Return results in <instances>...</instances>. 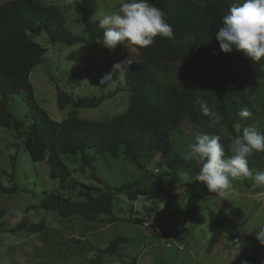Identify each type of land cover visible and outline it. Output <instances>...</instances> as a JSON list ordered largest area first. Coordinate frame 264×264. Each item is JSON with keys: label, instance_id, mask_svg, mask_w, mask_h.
Segmentation results:
<instances>
[{"label": "trees", "instance_id": "trees-1", "mask_svg": "<svg viewBox=\"0 0 264 264\" xmlns=\"http://www.w3.org/2000/svg\"><path fill=\"white\" fill-rule=\"evenodd\" d=\"M72 2L85 25V36L72 34L59 9L41 0H11L0 7V128L14 129L23 135L32 161L46 163L49 177L58 182L59 189L70 190L80 199L74 201L48 193L38 199L40 208L55 212L63 219L110 223L117 220L113 212L115 193L125 194L132 202L150 193L138 180L111 187L102 179L97 159L115 160L122 153L129 163L144 170L145 162L158 156V166L166 169L158 177L181 182L175 132L183 131L194 141L197 135L214 128L209 125L215 119L219 120L216 127H224L236 136L242 108L252 113L248 121L259 123V116L250 108V98L264 87V59L255 62L236 51L225 54L215 38V32L222 26V17L242 0H205L203 4L194 0H150L163 10L173 32L171 37H157L155 44L148 48L133 46L138 58L124 69V87L131 95L126 112L108 121L71 117L57 122L36 101L30 76L43 63L47 49L30 35L45 33L50 44L102 46L97 41L103 30L98 27L99 19L94 17L97 0ZM56 91L60 110L82 106L58 85ZM21 93L25 94L29 109L24 120L17 119L11 110L12 96ZM101 100L88 106H97ZM205 106L209 110L207 117L201 113ZM67 155L80 156L83 170L88 169L101 187L82 184L77 191L63 160ZM0 174L8 176L12 182V187L0 183V192L12 194L20 190L14 164L10 174L6 171ZM185 186L191 191H208L203 184L199 187L196 183H186ZM3 216L0 210V218ZM129 222L145 223L143 219L134 218H129ZM22 228L33 233L44 230L43 225ZM238 229V222L228 212H211L208 252L223 235L234 238ZM154 232L158 238L176 234L177 227L168 208L160 213ZM128 244H132L131 239L118 237L109 243L107 250L116 252ZM240 250L243 264H259L264 254L255 236L245 238ZM91 264H103V261L99 256Z\"/></svg>", "mask_w": 264, "mask_h": 264}, {"label": "rangeland", "instance_id": "rangeland-1", "mask_svg": "<svg viewBox=\"0 0 264 264\" xmlns=\"http://www.w3.org/2000/svg\"><path fill=\"white\" fill-rule=\"evenodd\" d=\"M11 0H0V7ZM46 5H55L64 15L67 29L74 35L85 36L86 28L74 10L72 0H41ZM204 3L205 0H194ZM121 0H97L94 17L118 8ZM30 38L47 49L43 63L31 73L30 81L36 101L54 121L71 117L94 121H108L126 112L131 95L124 87V69L113 73V65L132 58L138 53L132 46H118L108 50L103 46L86 44L67 46L50 44L45 33L30 35ZM108 74L112 79L105 84L101 80ZM54 80V82L51 81ZM56 85L75 98L81 107H57ZM102 99L97 106H88ZM250 108L260 118L259 123L239 120L237 134L253 126L264 133V87L250 98ZM11 110L19 120L29 112L25 94L11 98ZM27 124L24 125V130ZM208 135H220L226 156H230L229 144L233 137L226 128L214 127L205 130ZM192 135V134H190ZM24 136L14 129L0 128V171L10 174L14 164L16 183L20 188L12 194L0 192V264H91L99 256L103 264H243L239 258L242 241L255 236V231L264 227V188H253L251 179H234L224 197L205 190L191 191L186 183L201 184L195 180L198 165L184 159L190 143L189 134L177 131L174 134L176 154L181 167V182L158 177L166 169L160 168V159L146 161L141 170L129 163L121 153L115 160L100 157L97 165L101 177L112 186L123 182L140 181L148 189L149 196H141L135 202L125 194L115 193L113 222L84 223L75 218L63 219L55 212L39 207L38 199L48 193L60 194L72 200H80L70 190L59 189L58 182L49 177V167L44 162H33L24 143ZM63 160L71 173L77 191L80 185L100 188L101 185L82 168L80 156L67 155ZM249 168L264 171V154L254 153L249 157ZM153 175V176H150ZM0 183L12 187L8 176L0 174ZM168 208L177 227L174 237L158 238L157 227L160 213ZM151 209V210H150ZM22 210V218L15 216ZM226 211L239 224L234 238L223 235L214 249L208 252L211 212ZM129 218L143 219L141 225L132 224ZM43 225L44 230L33 233L22 227ZM22 226V227H21ZM118 237L132 240L116 252H109V243ZM264 248V246H263ZM259 264H264V254Z\"/></svg>", "mask_w": 264, "mask_h": 264}, {"label": "clouds", "instance_id": "clouds-1", "mask_svg": "<svg viewBox=\"0 0 264 264\" xmlns=\"http://www.w3.org/2000/svg\"><path fill=\"white\" fill-rule=\"evenodd\" d=\"M98 27L103 30V35L97 43L108 50H115L118 46L148 48L155 44L157 37H171L173 32L163 10L150 0H121L118 8L102 15ZM214 35L225 54L236 51L255 62L264 59V0H242L230 7L222 17V26ZM132 63L133 59L128 58L114 64L113 73ZM111 79L112 74H108L101 84ZM201 113L207 117L208 108L203 107ZM251 116L247 108L239 111L242 119ZM218 124L219 120L214 119L209 126L216 127ZM228 148L230 156H226L220 135H197L184 155V159L199 166L195 180L218 197H224L226 190L232 187V180L237 178L251 179L254 189L264 188V171L254 172L249 168V157L256 152H264V133L253 126L244 127L242 134L232 138ZM23 215L22 210H16L17 218ZM255 238L264 246V227L255 231Z\"/></svg>", "mask_w": 264, "mask_h": 264}]
</instances>
